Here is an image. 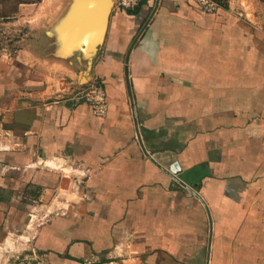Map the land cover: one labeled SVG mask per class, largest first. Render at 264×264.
<instances>
[{
  "label": "crops",
  "instance_id": "0c3cea01",
  "mask_svg": "<svg viewBox=\"0 0 264 264\" xmlns=\"http://www.w3.org/2000/svg\"><path fill=\"white\" fill-rule=\"evenodd\" d=\"M214 1L115 0L91 62L0 48L1 249L27 264H264V0ZM68 7L22 5L13 26L45 38ZM93 80L104 118L76 98Z\"/></svg>",
  "mask_w": 264,
  "mask_h": 264
},
{
  "label": "water",
  "instance_id": "95a60500",
  "mask_svg": "<svg viewBox=\"0 0 264 264\" xmlns=\"http://www.w3.org/2000/svg\"><path fill=\"white\" fill-rule=\"evenodd\" d=\"M114 4L115 0H71L63 16L47 32L43 52L67 62L79 57L91 62L104 44ZM177 167L168 172L176 180L180 173ZM177 182L198 196L193 189Z\"/></svg>",
  "mask_w": 264,
  "mask_h": 264
},
{
  "label": "rangeland",
  "instance_id": "374dc122",
  "mask_svg": "<svg viewBox=\"0 0 264 264\" xmlns=\"http://www.w3.org/2000/svg\"><path fill=\"white\" fill-rule=\"evenodd\" d=\"M45 1L48 8L53 9L55 14L61 12L63 9L62 7L71 2V0ZM17 3V0H0V15L7 14L10 17L9 20H3L0 18V48L5 49L12 55L26 49L42 53L45 47L43 32L38 33L36 31H30V29L25 28L24 25H19L17 27L13 26V22L16 20L15 18L18 17V13H15ZM62 202L63 199L58 198L55 202L56 205L54 208H57L56 206L60 207ZM44 214V211L41 209H35L32 212V215L35 217L34 225L40 223ZM11 242L13 243V241ZM5 250L6 248H0V264H27V262H29V260H24L25 256H22L23 253L21 251L15 250L13 253H10ZM13 255L14 257H12Z\"/></svg>",
  "mask_w": 264,
  "mask_h": 264
},
{
  "label": "built area",
  "instance_id": "2783aa9c",
  "mask_svg": "<svg viewBox=\"0 0 264 264\" xmlns=\"http://www.w3.org/2000/svg\"><path fill=\"white\" fill-rule=\"evenodd\" d=\"M145 0H117L120 9L133 11L137 9ZM203 12L215 14L220 5L214 0H192ZM79 101L87 103L95 116L104 118L108 114L109 104L108 97L104 86L98 81L93 80L86 89L76 95Z\"/></svg>",
  "mask_w": 264,
  "mask_h": 264
},
{
  "label": "trees",
  "instance_id": "16d2710c",
  "mask_svg": "<svg viewBox=\"0 0 264 264\" xmlns=\"http://www.w3.org/2000/svg\"><path fill=\"white\" fill-rule=\"evenodd\" d=\"M217 1L220 2L219 0H217ZM17 2L18 3H17V8L15 10V13H18L19 7L22 5L39 4L42 2V0H17ZM0 18H2L3 20H9L10 19V17L7 14L0 15Z\"/></svg>",
  "mask_w": 264,
  "mask_h": 264
}]
</instances>
